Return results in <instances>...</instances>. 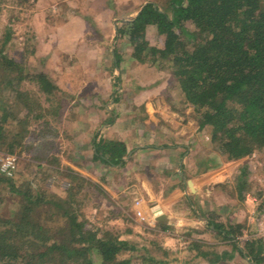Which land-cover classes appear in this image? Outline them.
Segmentation results:
<instances>
[{"label":"trees","instance_id":"16d2710c","mask_svg":"<svg viewBox=\"0 0 264 264\" xmlns=\"http://www.w3.org/2000/svg\"><path fill=\"white\" fill-rule=\"evenodd\" d=\"M30 2L21 0L22 6ZM150 28L162 38L160 45L148 40ZM2 30L0 154L14 155L18 150L36 154L54 137L44 131L32 132L30 115L42 109L35 102L38 94L50 97L58 88L47 74H32L7 54L14 34L9 26ZM117 38L130 44L138 63L160 69L166 66L181 100L193 108L199 132H211V143L220 157L232 162L264 151V0H168L164 10L147 3L134 19L118 27ZM24 81L35 82L37 93L22 90ZM126 155L122 142L95 143V160L110 166L123 164ZM246 174L242 171L238 178L241 200L250 190ZM16 175L9 177L0 171V264H130V260H120L122 253L149 251L87 219L84 190L102 189L73 169L65 170L69 187L64 196L43 189L37 181L14 179ZM5 199L18 206L10 216L1 213ZM206 218L217 235L235 240L242 234L241 226L227 230L212 217ZM127 233L134 235L131 230ZM246 245L243 256L252 264H264L263 243ZM203 246L195 242L190 248L195 260L222 262L221 256ZM159 248L164 257L144 255L143 264L178 260L168 259L173 253Z\"/></svg>","mask_w":264,"mask_h":264},{"label":"rangeland","instance_id":"374dc122","mask_svg":"<svg viewBox=\"0 0 264 264\" xmlns=\"http://www.w3.org/2000/svg\"><path fill=\"white\" fill-rule=\"evenodd\" d=\"M123 1L125 2V7L132 3L134 9V7L140 8L146 0ZM147 1H154L150 3H155L163 10L168 3V0ZM34 3L31 0L29 6L27 4L22 6L21 0H0V41L4 33L2 28L4 26L11 27L14 35L7 46V54L16 62L23 64L30 73L47 74L49 65L46 63L48 62L47 53L49 51L47 45L48 36L46 37L42 33L45 31L43 25L48 24L50 20L48 21L47 15L37 14ZM112 4H114V0H112ZM139 12H141V9ZM148 40L153 45L162 43V38L159 37L155 28L149 29ZM118 43H121L119 45H124L125 48L131 49L132 53L133 48L126 40L122 39ZM156 69L162 73L161 77L162 79L164 78V82H167V86L163 90V100L170 104L172 108L186 112L181 113L179 118L177 117V124H181V118L186 119L194 127H198L193 108L185 107L181 100L177 83L171 78L169 70L166 66H163L162 69ZM21 89L34 94L37 93L38 87L35 82L24 81L21 84ZM86 90L91 91L89 86L85 89V92ZM85 92L76 98H74L75 95L63 91L56 92L50 97L38 94L39 98L35 102L41 105L42 109H36L30 115L31 125L29 129L36 134L44 131L48 136L54 137V139L46 143L36 154L20 153L18 150V153L13 155L16 157L18 165V172L14 179L16 178L20 181L34 180L35 183L37 181L43 189L64 196L65 191L69 187L65 170L73 169L76 173L90 180L93 186H99L102 191L92 187L84 190L85 216L104 230L121 234L123 238L131 241L132 244L133 241H137L140 246L149 247L148 252L138 250L133 253H122L119 257L120 260H130V264H143L142 258L145 257L144 255L164 257L162 251L159 250L160 246L173 253L171 254L172 256L167 257L168 259H178L171 264H193L195 252L189 253L183 249L181 250L177 247V242L180 246L185 243L184 246L189 249L194 246L195 242H201L204 245L203 249L209 253H215L217 256L221 255L222 257L223 255H230L224 259L222 258L223 261L218 264H252L250 258L243 256V254L248 251L247 243L258 241L255 236L256 220L264 206V151L258 150L242 160L228 162L215 152L211 143V132L209 130L202 132V135H200L203 141L202 144L200 146L198 142L194 144L195 148L189 157V166L187 168L189 175L194 177L197 171L200 174H203V171H220L223 172L221 181L205 186L200 192L192 184V187L188 186L189 199L186 200L184 197V199H180L182 201L178 202L181 208L188 209L190 213L188 217L193 218L192 221L196 223L191 226V230L187 232L166 231L159 226L161 224L149 227L150 225L147 223L135 221L132 209L135 200H145L153 204L154 201L162 198L158 194L162 193L164 196L177 182L175 179L172 180L173 176L171 174H169L170 177L167 176V173L161 167H148L142 171L145 176H143V179L147 180L149 183L148 187L153 190V194L157 195L152 197L146 192L145 195L140 194L137 191V186L141 183L137 180L135 171H141L142 168L131 169L129 166V168L124 169L122 167L115 174L105 164L92 159V147H84L82 144L87 143L85 142L87 137L85 124L91 121L90 115L86 116L83 114V108H88L90 105V100L86 96L89 93ZM31 97L33 98V96ZM101 97V95L98 96L92 102H101L103 100ZM104 101L103 106H105V103L110 102V97H106ZM16 105L21 106L20 104ZM55 108H58L56 112ZM73 110L78 113L76 117L71 115ZM52 111L53 114L51 113ZM40 114L44 116L37 118V115ZM70 119L78 120L82 125L79 129L84 130L78 131L79 129L74 130L71 128ZM34 138H36V135ZM242 171L247 173L246 179H248L250 189L244 195V200L239 198L237 189L238 178L242 175ZM106 176L108 177L106 178ZM209 190L210 192H208ZM1 208L2 215L10 216L18 206L12 200L5 199ZM208 216L212 217L216 224H222L227 230L230 227L236 229L241 226V236L228 242V239L212 232L209 223L201 226L202 224H199L197 220L198 217H202L207 221L206 217ZM195 227H200V229L197 230ZM129 230L134 235L128 234ZM135 235H139L141 239H137ZM167 240H171L172 244H168ZM149 242H156L157 246ZM209 258L216 259L215 256Z\"/></svg>","mask_w":264,"mask_h":264},{"label":"crops","instance_id":"0c3cea01","mask_svg":"<svg viewBox=\"0 0 264 264\" xmlns=\"http://www.w3.org/2000/svg\"><path fill=\"white\" fill-rule=\"evenodd\" d=\"M33 2L37 14L47 15L48 21H51L43 25L45 31L40 33L48 36V62L45 61L49 64L47 75L57 86V92H68L76 98L80 97L88 86L90 87L91 91L85 92L89 93L86 96L90 100V105L83 108V114L90 115L91 121L85 124L87 143L82 144L84 147H92V159L95 160V143L103 140L124 143L127 155L123 164L110 166L101 160L98 161L115 174L122 167L142 168L141 171H135V176L141 183L137 186V191L144 195L146 192L152 197L157 194H153V190L148 187L149 183L143 179L142 171L148 167H161L167 176L171 174L172 180L175 179L177 183L165 193L166 196L158 194L162 198L157 199L159 203L154 201L153 204L138 199L141 201L138 208L148 214L149 206L159 207L165 215V223H159L156 219L155 224L151 225L161 224L159 226L166 228L163 230L173 232L191 230V226L196 223L192 221L193 218L188 217L190 214L188 209L178 205V202L182 201L180 199L184 197L186 200L189 199L188 182L191 181L200 192L205 186L221 181L223 172L203 171V174H200L197 171L196 176L189 175L187 168L189 157L195 148L194 144L198 142L200 146L203 142L199 126L194 127L186 119L181 118V124H177V117L186 112L172 108L163 100V90L167 82L162 79V73L149 63H138L133 58V50L131 53V49L119 45L120 39L117 38L118 27H121L124 21L134 19L144 5L154 1L146 0L140 8L134 9L132 3L125 7L123 0H114V4L112 0H33ZM100 95L103 100L93 103L92 100L95 101ZM106 97H110V102L103 106ZM76 114L78 113L74 110L71 112L73 117H76ZM69 122L74 130L82 126L78 120L70 119ZM148 203L150 205L147 206ZM132 209L134 213L135 204ZM197 220L201 226L208 224L202 217H198ZM151 225L149 227H152ZM195 229L199 230L200 227ZM167 243L172 244L171 240H167ZM184 245L185 243L180 246L177 242L178 248L190 253L191 250ZM228 256L223 255L221 258ZM192 263L210 264L206 260H195Z\"/></svg>","mask_w":264,"mask_h":264},{"label":"built area","instance_id":"2783aa9c","mask_svg":"<svg viewBox=\"0 0 264 264\" xmlns=\"http://www.w3.org/2000/svg\"><path fill=\"white\" fill-rule=\"evenodd\" d=\"M0 171L1 173L13 177L18 172L17 159L13 155H0ZM135 210L134 218L138 219L141 223H147L148 225L155 224V221L158 217L156 210L159 209L156 205L149 207V216L145 214L144 211H141L138 207L141 204V201L138 199L135 200ZM256 238L261 241L264 245V210L259 213L256 220Z\"/></svg>","mask_w":264,"mask_h":264},{"label":"water","instance_id":"95a60500","mask_svg":"<svg viewBox=\"0 0 264 264\" xmlns=\"http://www.w3.org/2000/svg\"><path fill=\"white\" fill-rule=\"evenodd\" d=\"M192 182L191 181H189L188 182V185L190 186V187H192ZM165 216V215H164ZM165 217H163L162 215H158V217H157V221L159 222V223H165Z\"/></svg>","mask_w":264,"mask_h":264},{"label":"bare ground","instance_id":"6f19581e","mask_svg":"<svg viewBox=\"0 0 264 264\" xmlns=\"http://www.w3.org/2000/svg\"><path fill=\"white\" fill-rule=\"evenodd\" d=\"M156 211H158V212H156V214L162 215L164 217V214L161 212L162 210L160 208L158 210H156ZM258 211H259V209H258Z\"/></svg>","mask_w":264,"mask_h":264}]
</instances>
